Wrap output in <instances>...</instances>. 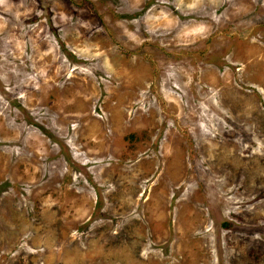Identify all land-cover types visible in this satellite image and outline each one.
<instances>
[{"label": "rangeland", "instance_id": "374dc122", "mask_svg": "<svg viewBox=\"0 0 264 264\" xmlns=\"http://www.w3.org/2000/svg\"><path fill=\"white\" fill-rule=\"evenodd\" d=\"M0 264H264V0H0Z\"/></svg>", "mask_w": 264, "mask_h": 264}]
</instances>
